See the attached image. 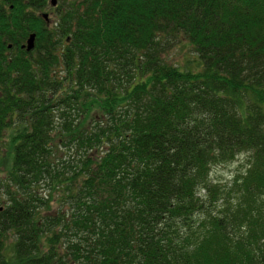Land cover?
Here are the masks:
<instances>
[{
    "label": "trees",
    "instance_id": "1",
    "mask_svg": "<svg viewBox=\"0 0 264 264\" xmlns=\"http://www.w3.org/2000/svg\"><path fill=\"white\" fill-rule=\"evenodd\" d=\"M48 1L0 0V264H264V0Z\"/></svg>",
    "mask_w": 264,
    "mask_h": 264
},
{
    "label": "rangeland",
    "instance_id": "2",
    "mask_svg": "<svg viewBox=\"0 0 264 264\" xmlns=\"http://www.w3.org/2000/svg\"><path fill=\"white\" fill-rule=\"evenodd\" d=\"M48 2L51 3L52 0H49ZM58 2H59V0H56L55 5H57ZM41 13H47V17L46 18L42 17V18L45 19L48 24H52L54 22V19L56 18L55 6H52L51 4H49L44 9L37 11V14L40 15ZM170 53H171V55L174 56L175 59H179V57L182 56V52L180 51V49H173ZM11 133L12 132H9L10 135H11ZM8 144H9V142H8ZM8 144H6L5 149H2L1 155H3L4 162L0 163V178L5 175L4 168H6L9 165V164L5 165V163L7 161V157H8L6 152L7 153L9 152V150H8L9 145ZM249 160H250L249 153L248 152H241V153L237 154L235 159H233L232 161L226 162L224 164L213 165L211 167V170H210V178L214 182L218 181L221 183H229L233 180V178L235 176H238L244 172V170L247 167ZM4 191H5V186L0 185V196H2V198L6 197ZM40 193H44V192L40 191ZM49 200H50L49 206H50V208H52V209H50V213L55 212L60 206L58 193L54 192L53 196H51V198H49ZM12 238L13 237L10 234L9 240H11Z\"/></svg>",
    "mask_w": 264,
    "mask_h": 264
},
{
    "label": "water",
    "instance_id": "3",
    "mask_svg": "<svg viewBox=\"0 0 264 264\" xmlns=\"http://www.w3.org/2000/svg\"><path fill=\"white\" fill-rule=\"evenodd\" d=\"M56 0H52V3L55 4ZM46 16V14H43ZM34 39H35V33H31L28 38L26 39V42L22 45L23 48H26L27 50H32L34 48Z\"/></svg>",
    "mask_w": 264,
    "mask_h": 264
},
{
    "label": "bare ground",
    "instance_id": "4",
    "mask_svg": "<svg viewBox=\"0 0 264 264\" xmlns=\"http://www.w3.org/2000/svg\"><path fill=\"white\" fill-rule=\"evenodd\" d=\"M32 33H34V32H32ZM26 52H30V51H32V50H27L26 48H23Z\"/></svg>",
    "mask_w": 264,
    "mask_h": 264
},
{
    "label": "flooded vegetation",
    "instance_id": "5",
    "mask_svg": "<svg viewBox=\"0 0 264 264\" xmlns=\"http://www.w3.org/2000/svg\"><path fill=\"white\" fill-rule=\"evenodd\" d=\"M44 18H46V17H44Z\"/></svg>",
    "mask_w": 264,
    "mask_h": 264
}]
</instances>
